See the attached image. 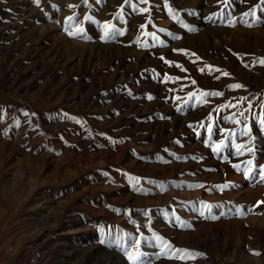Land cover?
Instances as JSON below:
<instances>
[{
  "label": "rangeland",
  "instance_id": "obj_1",
  "mask_svg": "<svg viewBox=\"0 0 264 264\" xmlns=\"http://www.w3.org/2000/svg\"><path fill=\"white\" fill-rule=\"evenodd\" d=\"M262 60L264 0H0V264H264Z\"/></svg>",
  "mask_w": 264,
  "mask_h": 264
},
{
  "label": "snow or ice",
  "instance_id": "obj_2",
  "mask_svg": "<svg viewBox=\"0 0 264 264\" xmlns=\"http://www.w3.org/2000/svg\"><path fill=\"white\" fill-rule=\"evenodd\" d=\"M125 2H127V0H125ZM36 3L38 4L39 0H36ZM69 7H74V6L73 5H69ZM143 11H147V9H144ZM245 15H248V13H246ZM71 19H73V18L72 17H68V20H71ZM85 19H91V18L90 17H85ZM109 27H110V25H105L106 29L109 28ZM80 31H83V30L81 29ZM69 34L71 35L72 33H69ZM107 36H108V32L105 31V37H107ZM105 37H102V39L105 38ZM261 63H264V60H262ZM224 75H227V73H224ZM231 87L239 88V87H241V85L237 84V85H232ZM202 95H219V93H202ZM209 131H211L210 127H209ZM218 148H219V146H217V149H215V150H218ZM248 163L251 164V161H249ZM235 167L238 168L239 166L237 165ZM251 171H252V169H249L248 171L245 172V177L246 178H248V176H249ZM260 176H261V182L264 183V166H260ZM228 186L229 185H224L222 187H228ZM258 203H261V202H258ZM205 207L210 208L211 206L210 205H205ZM213 218H215V217H213ZM137 243H139V242H137ZM129 259H132V257L129 256Z\"/></svg>",
  "mask_w": 264,
  "mask_h": 264
},
{
  "label": "built area",
  "instance_id": "obj_3",
  "mask_svg": "<svg viewBox=\"0 0 264 264\" xmlns=\"http://www.w3.org/2000/svg\"><path fill=\"white\" fill-rule=\"evenodd\" d=\"M42 253L39 250H34L27 259V264H40Z\"/></svg>",
  "mask_w": 264,
  "mask_h": 264
}]
</instances>
